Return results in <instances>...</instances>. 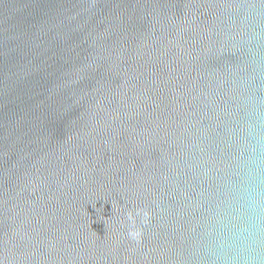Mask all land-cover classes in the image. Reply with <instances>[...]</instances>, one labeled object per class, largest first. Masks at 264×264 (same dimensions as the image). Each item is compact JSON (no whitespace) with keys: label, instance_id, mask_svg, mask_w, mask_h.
Listing matches in <instances>:
<instances>
[{"label":"water","instance_id":"water-1","mask_svg":"<svg viewBox=\"0 0 264 264\" xmlns=\"http://www.w3.org/2000/svg\"><path fill=\"white\" fill-rule=\"evenodd\" d=\"M264 115V0H0V264H200Z\"/></svg>","mask_w":264,"mask_h":264},{"label":"clouds","instance_id":"clouds-1","mask_svg":"<svg viewBox=\"0 0 264 264\" xmlns=\"http://www.w3.org/2000/svg\"><path fill=\"white\" fill-rule=\"evenodd\" d=\"M247 136L197 241L200 264H264V115L249 119Z\"/></svg>","mask_w":264,"mask_h":264}]
</instances>
